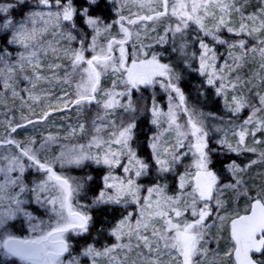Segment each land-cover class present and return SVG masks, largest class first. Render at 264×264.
<instances>
[{
  "label": "snow or ice",
  "instance_id": "snow-or-ice-1",
  "mask_svg": "<svg viewBox=\"0 0 264 264\" xmlns=\"http://www.w3.org/2000/svg\"><path fill=\"white\" fill-rule=\"evenodd\" d=\"M26 2L19 0L21 6ZM238 2L83 0L76 7L75 0H38L47 11H32L26 17L21 12L20 20L9 14L10 5L0 6V89L3 90L0 103L9 95L24 100L21 92H27L29 100L40 101L41 96L34 94V90L38 82L45 81L59 85L79 116L76 126L63 138L50 134L23 144L14 138L0 140V147L5 149L0 152V255L16 258L20 264H81L79 256L72 254L70 238L86 239L90 235L98 222L94 212L106 215L111 208L114 215L122 207L126 214L107 230L115 242L102 248L96 247L99 241L86 244L80 256L88 258L91 264H97L99 257L108 258L109 264H203L211 251L210 230L216 221L223 223L227 219L219 213L225 208L224 193L231 191L237 198H246L248 207L243 214L237 211L231 218V245L225 255L233 258V264H264V189L251 195L242 179L253 165L264 163V152L257 154V160L247 163L227 156L256 153L255 147L247 145L246 138L251 135L254 143L259 144L257 133L264 132V118L258 116L264 113V94L258 92L252 98L258 103L253 104L248 96L237 91L242 83L239 73L235 79L224 75L225 68L231 73L242 67L241 61L250 53L253 56L259 53L260 67L264 69V36L260 35L264 33V18L245 15L243 6L237 7ZM129 5L137 11L129 10L125 16L123 9ZM105 10L115 12L112 24L98 14ZM142 12L151 14L142 15ZM233 12L240 16L238 27L229 26ZM261 13L264 14V9ZM165 17L174 21L164 35L158 36L156 44L165 45L171 40V52L180 56L176 63L162 62L168 49L152 51V45L139 42V32L133 39V26L159 22ZM78 18L84 28L91 30L90 41L88 33L78 27ZM209 18L212 27H208ZM113 24L119 26L122 38L98 43V37ZM193 25L194 35L188 31ZM225 32L231 35L225 36ZM208 38L210 42H206ZM62 41L66 43L61 44ZM74 42L78 47L73 46ZM130 42L131 52L126 47ZM190 44L198 46L199 51L190 53ZM216 46L239 48L241 54L234 56L229 51V60L221 67L216 63ZM193 60H198V68L193 69ZM189 69L198 71L206 78V84L215 88V94L225 98L226 120L189 104L180 86L183 74ZM109 71L118 77L120 91L115 90L114 81L113 90L101 92V77ZM21 81H26L27 86L19 88ZM66 86L74 87L71 96L64 91ZM141 86H159L169 100L165 112L153 98L151 124L157 132L143 145L137 136V113L141 109L132 99L134 90L139 91ZM260 86L264 87V77ZM201 88L197 91L204 95ZM229 90L234 93L230 102ZM50 91L44 90L45 94ZM98 94L104 99H97ZM57 100L64 102L62 97ZM93 103L100 109L95 115L86 107ZM117 109L122 110L119 116ZM246 109H251V114L241 121L240 114ZM49 115L51 112L45 111L36 121L24 119L27 124H35ZM210 117L219 119L225 126L215 128L216 132H225L216 141L218 148L210 147L211 130L205 123ZM13 122L14 117L6 121L10 133L27 126L16 123L13 127ZM78 132L90 137L86 143L71 139ZM173 132L175 141L169 144L164 136ZM228 132L236 137L235 147L226 138ZM11 148L15 151H9ZM145 149L147 154L141 156ZM221 153L226 163L218 159ZM186 160L189 162L185 163ZM217 164L222 165L219 171ZM91 165L106 169V173L101 177L98 193L91 201L81 203L88 200L96 178L87 173L77 178L63 170H83ZM117 168L122 175L115 174ZM26 173L35 174L37 179L29 181ZM225 174L230 177L227 183L222 179ZM170 175L178 177L176 195L167 194ZM141 178L149 179L151 186L146 187ZM33 202L49 214L47 222H36L37 218L27 210ZM129 208L134 211H128ZM21 216L34 234L32 237L20 238L8 230L15 227L9 222ZM125 238L127 243L123 242ZM120 253L124 254L122 260H118Z\"/></svg>",
  "mask_w": 264,
  "mask_h": 264
},
{
  "label": "rangeland",
  "instance_id": "rangeland-1",
  "mask_svg": "<svg viewBox=\"0 0 264 264\" xmlns=\"http://www.w3.org/2000/svg\"><path fill=\"white\" fill-rule=\"evenodd\" d=\"M27 2L29 3L28 5V9H25V11L23 12L24 16L26 17L27 15H29L30 12L32 11H47V9L43 6L40 5L38 3V0H27ZM11 6L9 14L12 15L14 17V19L16 20H20L23 17L19 16V17H15L17 12L20 11L22 9V6L19 3V0H0V6ZM243 6L244 8V12L245 15L247 14H256L258 17L260 18H264V14L261 13V9H264V0H239V2L237 3V7ZM21 7V8H20ZM12 8L15 9V11H12ZM53 11H55V8L52 9ZM129 10H131L132 12L137 11L136 7L133 5H129L128 7L123 9L122 14L125 16L129 15ZM162 10V9H160ZM115 13V12H114ZM143 14H151V13H147V12H142ZM217 15H219V13H217ZM168 18V23L166 24V26H161L158 22H152L151 24H149L148 26L144 25V26H140V31L136 30V32H139V42L143 43L144 45H152V50H155L153 46L157 45L156 44V40L158 38V36H162L165 33V29L169 26V24L173 23L174 18L172 17H167ZM240 23V16L238 13L233 12L232 16H231V23L229 24L230 27H238ZM109 24H112L109 23ZM208 27H212V22L211 19L209 18V20L207 21ZM140 24L138 23V26ZM136 26H133V29H136ZM195 26H192V30L194 31ZM154 29V30H153ZM135 31L133 32V39H135ZM120 30L119 27L116 26V24H113L112 27L109 29V31L107 33H103L100 37H98V43L100 44H106L108 40L112 39L113 37H116L117 39L122 38L120 36ZM91 30L89 29V38L88 41L91 40ZM225 36H229L231 34L229 33H224ZM261 36H264V33L260 34ZM210 38H208V40L206 42H209ZM66 42L62 41L61 44H64ZM169 44H171V40H169ZM166 45V44H165ZM165 45H157L159 47H164ZM74 47H78L77 44L74 42L73 43ZM251 47V43L249 45ZM127 50L129 52L132 51V46H131V42L126 46ZM224 47V54H219L218 55V59L216 61L218 66L223 67L225 64L226 60H229V56H228V52L231 51L233 53L234 56H239L241 54V50L239 48L236 49H228L227 46H223ZM199 51V49L197 48V52ZM178 54V53H177ZM118 55V53H117ZM179 55V54H178ZM180 57V56H179ZM48 62H51V59L48 60ZM59 62V61H58ZM262 62V58L260 57L259 53H257L256 55H252L251 53L243 60L241 61L242 63V67L236 69V71H233L231 73L228 72L227 68H225L224 71V75L225 76H231L232 79L236 78L237 72L239 73V77L241 80V85L238 86L237 91L238 92H243L246 96L249 97V99H251V102L253 104H257L258 101L255 99H252L253 97L256 96V94L259 92L260 94H264V87L260 86V82H261V78L264 77V69H262L260 67ZM199 67V62L198 60L196 61V68ZM232 67H235V65H232ZM62 75V73H61ZM205 83H206V78L204 77ZM114 81L117 84V87L115 88L116 91H120L121 90V86L119 85V80L118 77L116 75H114L111 71H109L107 74L102 75L101 80H100V89L101 92H107V91H111L113 90V83ZM25 86H27V82L26 81H21L19 83V88H24ZM205 86H208L207 84ZM159 89V93L163 96L161 103L156 100L157 104L160 106V108L163 111H167L168 108V104H169V100H168V95L163 92V90L161 88H159V86H156ZM152 87H150L151 89ZM45 89H51V91L47 94H45L44 90ZM214 92H215V88H213ZM0 91H3L2 89H0ZM64 91L69 93V96L72 95L73 91H74V87L73 88H69V87H65ZM152 93V92H151ZM34 94H39L41 96L40 101L34 102L32 100L27 99L28 93L27 92H21V96L24 97V100H21L20 97H11L10 95L7 96L4 100V103H0V140H4V139H8V138H14L16 141L20 142V143H27L30 139H36L39 140L41 137H46L48 135H54V136H58V137H66L69 135L70 129L74 126H76L77 121L79 119V116L75 113H66L63 112L61 110H55L53 111L54 108H45V111L51 112V115L48 116V118L46 120H41L39 123H35V124H27L26 127L24 128H19L17 129V131L15 133H10V129L6 123V121L8 120V118L10 117H14V122L12 124V126L14 127L16 123H27V119H31V120H38L40 117H42L43 113H37L34 111V109H38V108H42L43 104L45 102H47L48 100H57L58 97H63L64 94L61 91L59 85L56 86H52L50 84H48L45 81H40L37 83V87L34 90ZM154 94V93H153ZM234 93L229 90L227 92V100L230 102L231 101V97ZM154 97V96H152ZM103 98L102 95L98 94L97 95V99H101ZM221 98V104H222V109H221V114L220 116H216V117H224L225 120L227 119V113H226V109H225V98L224 97H220ZM153 100V99H152ZM125 102V101H122ZM134 103H138V105H140V103L138 101L134 102ZM95 105V109L91 112V115H95V113L97 111H100V109L98 108V106L93 103ZM152 104V102H151ZM151 106V105H150ZM122 114V110H118L116 111V116H119ZM151 114V111H150ZM207 114V113H206ZM251 114V109H246L244 110L241 114H240V120L242 121L243 119H247V117ZM259 117L264 118V113H259L258 114ZM27 118V119H24ZM152 119V116H151ZM206 125L209 127L210 131V135H213V139L214 142L216 143L217 140H219L220 138L225 136V132L221 131V132H216L215 128L216 127H220V128H224V124L221 123V121L219 119H213V118H209L205 121ZM152 125V124H151ZM164 127L166 128L167 125L165 124ZM151 133L149 134V137L152 136L153 134H155L157 132V129L152 125V129H151ZM90 137H88L87 135L81 134V133H77V135L75 137H71V139H75L78 140L80 143H86L87 139H89ZM164 138L167 140V142L169 144L174 143L175 141V133H165ZM228 142L231 143L234 147L236 146V137H234L231 132L227 133V137ZM256 140L261 141V143L256 144L253 141V137L251 135H249L246 138V143L249 147H255L257 152L256 153H244L242 155V157L246 160L245 163H247L249 160H257L258 159V153L259 152H264V132H258L257 136H256ZM217 145V143H216ZM218 147V145H217ZM5 151L4 148L0 147V152ZM9 151L14 152L15 149L11 148L9 149ZM55 154H58V150L54 149L53 150ZM93 152L96 151L95 148L92 149ZM235 154V153H232ZM189 160H186L185 163H188ZM118 169V168H117ZM115 169V172H118L119 174L116 175H122L121 170H117ZM73 170V168H67L64 169L63 171L66 174H69L71 171ZM180 171L182 172L183 169L181 168ZM226 176L229 177V175L225 174ZM230 179V177H229ZM228 179V180H229ZM243 182L246 185L249 194L251 195H255L258 191H261L262 189H264V163H257L256 165H253L245 174H243L242 176ZM228 180H223V182L227 183ZM252 182H256V184H253ZM178 177H176V186L174 188V191H172V193H169L167 191L168 195H176L178 194ZM142 195H147V193H142ZM155 199V197H154ZM222 199L225 202V208L219 213L221 216H226L227 219L224 221V224L227 225V230H226V234L228 233V240L223 244V246L219 245L217 243V240L215 238V234L217 233L218 230V225L221 223L220 221H216V225L210 230V235L212 237V241L211 243V251L208 253L207 257L203 260V264H233V259L230 256H226L225 253H227L229 251L230 245H231V234H230V221H231V216L234 215V213L236 212L235 209H233L234 205L233 202L236 204L237 201L240 199L242 200V198H237L236 193L234 192H225ZM233 199V200H232ZM243 200H247L246 198H243ZM36 208L38 209H42L40 208L39 205L35 204L34 202L32 203ZM248 207V204H247ZM30 212V211H29ZM234 212V213H233ZM245 212V211H244ZM244 212H241V214H243ZM46 213V212H45ZM233 213V214H232ZM231 215V216H230ZM35 216V215H33ZM49 216V214H48ZM228 216H230L228 218ZM37 218V216H35ZM39 218H37L36 222H39L38 220ZM17 220L20 223V226H22L23 228H21L23 230V237L20 238H28V237H32L34 234L30 231L29 227H28V223L25 220L24 217H18ZM49 220V217L47 218L46 221ZM12 222V221H11ZM9 222V223H11ZM134 222V221H133ZM124 243H127V239L125 238V240L123 241ZM133 256H135V253H132ZM88 260L87 264H91L90 260L88 258H86ZM97 264H101L99 262H97Z\"/></svg>",
  "mask_w": 264,
  "mask_h": 264
},
{
  "label": "trees",
  "instance_id": "trees-1",
  "mask_svg": "<svg viewBox=\"0 0 264 264\" xmlns=\"http://www.w3.org/2000/svg\"><path fill=\"white\" fill-rule=\"evenodd\" d=\"M82 4H83V0H75V6L76 7H80ZM28 5H29V3L26 2V4L22 6V9L17 12L15 17L21 16L20 13L24 12L25 9L29 8ZM98 14L105 16V22L106 23H111L116 19L115 13L114 12L109 13L107 10H105L102 13H98ZM168 22H169L168 18L165 17V18H162L158 23L161 26H166V24ZM151 23H152L151 21L147 22L146 24L139 23L140 25L138 26V24H137L136 29L134 31L135 32H136V30L140 31L139 28L141 25L142 26H144V25L148 26ZM77 24H78V27L82 28L85 32L88 33V38H89V29L84 28L83 23L81 20H79V18L77 19ZM116 26H118V25H116ZM188 31H189V33H192L194 35V31L192 30V27H190ZM77 46H78V44H77ZM153 47L155 50H152V49L151 50L157 51V52H164L165 48L168 49V52L165 53V55L162 59V62L176 63L180 59V57L177 53L171 52V44H169V43L166 44L164 47H162V46L159 47L157 45H155ZM197 48H198V46H192L190 44V47L188 50L190 53L197 52ZM216 48H217L218 55L224 54L223 53L224 52L223 46H216ZM89 55H90V53H89ZM196 61L197 60L192 61L193 69L196 68ZM193 69H189L187 72H185L183 74L182 81L180 83L182 90L185 92V95L188 98L189 104L190 105L195 104L196 107H198L199 110L204 112V113H212V114H214V116H220L221 109H222L220 96H217L215 94L212 87L205 86L206 83H205L204 77L201 76L198 71H195ZM201 85H203L202 88H201ZM198 88H201V90L204 92V95H200L198 93V91H197ZM159 92L160 91H159L158 87H152L150 89V87L145 88L144 86H141L139 91L134 90V92H133V95H132L133 102L138 101L140 103L139 106L141 109V111L137 113V122H138L137 136H138V139H139V142L141 143V145H143L144 143L147 142V140L149 138V134L152 132L151 131L152 125H151V114H150L151 106L150 105H151L153 98L157 99V101L161 103L163 96L160 94H157ZM152 96H154V97H152ZM86 107H87V109L90 110V113L95 109L94 104L86 106ZM180 122L181 123L183 122V118H181ZM25 124L27 125V123H25ZM210 147L218 148L216 143L214 142L213 135H210ZM140 154H141V156H145L147 154V150L146 149L142 150ZM227 156L230 157L231 159H236L237 162H240V163H245V161H246L242 157V155L237 157L236 154L228 153ZM218 159L224 161L225 163L227 162V159L223 153L220 154ZM221 167H222V165L217 164L216 165L217 171H219L221 169ZM117 170H120V169L118 168ZM85 173L94 176L96 179H95V183L92 185L93 190L88 192V200L87 201L82 200L81 203H87V202L91 201L94 194L98 193V191L101 187V177L106 173V169L97 168V166L91 165L88 168H84L83 170L73 169L67 175L78 178V177L85 175ZM115 174H119V173L115 172ZM26 175H28V174L26 173ZM36 179H37V176L35 174L28 175L29 181H33ZM222 179L228 180L229 177L224 175L222 177ZM141 182L146 187L151 186V181L147 178H141ZM252 183L256 184V182H252ZM167 184H168V190L167 191L169 193H172V191H174V188L176 186V176L170 175L168 177ZM247 204H248L247 200H243V198H242V200L239 199L236 204L233 202V205H234L233 209H235L236 212L238 211L239 213L244 212L245 209L247 208ZM27 210L32 212L33 215L37 216V218H39L38 219L39 221L43 220V221L47 222L46 220L49 216L47 213H45V210L43 208L38 209L33 204H31ZM128 211H134V209L129 208ZM122 214H126L122 207L114 215L111 212V208H109V212L106 215H101L99 212H94V216L98 222H97L96 226L92 229L90 235L86 239L85 238H76V237L70 238V242L73 244V253L72 254L75 256H79L81 264H87L88 263V260L85 257H82L79 255L80 252L82 251V249L86 246V244L94 243L95 241H99V243L96 244V247L102 248L108 244L115 242L113 237L107 235V230L110 228L111 225L116 223V221H118L121 218ZM230 216H228V218ZM10 224L15 225V227H9L8 230L10 232H12L13 234L17 235L18 237H23V230L21 229L23 227L20 226L19 221L18 220L12 221ZM218 227L219 228L217 230V233L215 234V238L217 240V243L220 246L221 245L223 246V244L228 240V238H227L228 233L226 234L227 225H225L223 222V223H220L218 225ZM120 256L124 257V254L121 253ZM0 264H20V261L16 258H13V257H6L3 255H0Z\"/></svg>",
  "mask_w": 264,
  "mask_h": 264
},
{
  "label": "built area",
  "instance_id": "built-area-1",
  "mask_svg": "<svg viewBox=\"0 0 264 264\" xmlns=\"http://www.w3.org/2000/svg\"><path fill=\"white\" fill-rule=\"evenodd\" d=\"M62 99L64 102H58V100H53V99L48 100L47 102H45L43 104L42 108H38V109L35 108L34 111L37 113H43L45 111V108L48 107V108L58 109V110H61L63 112H66V113H75L78 115L77 108L71 105V103L69 101V97L63 96ZM65 102H68V107H65ZM117 110H120V109H117ZM110 118L114 119L115 116H112ZM85 132H87V126H86ZM84 135H86V134H84ZM120 254L118 255V260H122L124 258V257L120 256ZM97 262H99L101 264H109V260L106 257L97 258Z\"/></svg>",
  "mask_w": 264,
  "mask_h": 264
},
{
  "label": "water",
  "instance_id": "water-1",
  "mask_svg": "<svg viewBox=\"0 0 264 264\" xmlns=\"http://www.w3.org/2000/svg\"><path fill=\"white\" fill-rule=\"evenodd\" d=\"M233 259V258H232Z\"/></svg>",
  "mask_w": 264,
  "mask_h": 264
}]
</instances>
